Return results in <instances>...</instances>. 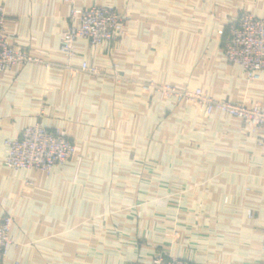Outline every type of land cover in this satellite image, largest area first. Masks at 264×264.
<instances>
[{
  "label": "crops",
  "instance_id": "1",
  "mask_svg": "<svg viewBox=\"0 0 264 264\" xmlns=\"http://www.w3.org/2000/svg\"><path fill=\"white\" fill-rule=\"evenodd\" d=\"M0 3L7 39L41 60L0 73V215L14 219L3 264H147L158 248L192 264H264L259 133L220 111L164 107L115 77L161 81L165 51L177 50L189 63L186 78L177 80L184 88L264 106V72L248 81L223 55L228 23L242 11L264 18V0H74L81 8L113 6L128 18L124 34L109 43L93 48L78 39L69 65L60 53L69 3ZM83 62L99 73L80 70ZM168 117L172 133L165 136ZM37 120L72 139L77 153L49 174L14 175L3 164L4 141ZM165 174L177 179L172 186L207 193L203 215L178 216L185 225L176 243L168 234L176 216H153L151 234L146 211L119 212L163 186ZM108 175H116L112 190ZM25 177L35 182L27 189Z\"/></svg>",
  "mask_w": 264,
  "mask_h": 264
},
{
  "label": "built area",
  "instance_id": "2",
  "mask_svg": "<svg viewBox=\"0 0 264 264\" xmlns=\"http://www.w3.org/2000/svg\"><path fill=\"white\" fill-rule=\"evenodd\" d=\"M71 5L69 24L60 40V53L63 63L69 65L77 55L75 42L87 40L91 47L109 43L125 32L124 17L113 6L96 4L87 8L75 6L74 0H63ZM5 11L0 3V73L18 64L40 63L25 50L10 42L4 34ZM225 59L240 66L248 81H259L264 72V18L242 11L227 25V39L223 45ZM52 63H46L51 67ZM79 69L94 75L96 67L83 62ZM146 87V88H145ZM146 91L157 89L161 94L175 95L181 102L195 106L203 115L215 111L226 113L240 120L246 127L258 132L260 145L264 146V106L246 100L229 102L215 98L202 88L176 90L171 86L163 88L153 84L144 86ZM77 153L75 142L58 130L48 129L41 120L22 128L19 135L4 141V166L14 175L22 170H35L49 174L54 166L63 165ZM34 181L25 177L22 181L27 189ZM26 192V191H25ZM250 216V211H248ZM14 219L10 214L0 215V264L8 254L9 246L14 244L10 235ZM178 235V232H177ZM17 264V262H16ZM147 264H192L176 256L159 254Z\"/></svg>",
  "mask_w": 264,
  "mask_h": 264
},
{
  "label": "rangeland",
  "instance_id": "3",
  "mask_svg": "<svg viewBox=\"0 0 264 264\" xmlns=\"http://www.w3.org/2000/svg\"><path fill=\"white\" fill-rule=\"evenodd\" d=\"M120 13L124 17L128 18L127 16L124 15L123 12H120ZM172 51L173 50L165 51L166 56L164 57V62L161 63L163 67V69H161V75L163 76V79L161 81L152 80V79L150 80V79H137V78H125V77L122 79L121 77H118V76H115V77L117 78V80L131 82L142 93H148L152 95L151 98L153 97L158 98L159 101L163 102L164 107H167V106L171 107L175 104L184 106L186 108L188 105L193 106L192 104L188 102L179 101L175 95H172L170 93L161 94V91L157 89H153L148 92L143 88V85L148 86V85L153 84L155 86H159L163 88H168V86H171L172 88H175L178 91L187 89L181 86V84H179L177 80H183L184 78H186V76L189 73L187 71L189 63L183 59V56L180 53H178L177 50H175L174 52ZM168 119H169V122H165L164 124L165 125L164 130L166 131V133L164 134L165 136L166 134L172 133V124H173L172 122L173 121L171 120H173V118L168 117ZM167 176L168 175L165 174L162 178L163 183H164L163 186L160 185L158 189H151L146 193L142 192L140 196L136 197L137 200L135 201V203L132 204L131 207L119 208L121 209L119 212L122 214L125 212L127 214L139 216L143 214V211H146L147 212L146 220H147L148 226L150 225L151 234L153 232L154 222L156 221L153 218V216L155 218L159 217V219L162 217L169 218L172 215L176 216L173 218L171 222V229H170L171 232L168 233L170 236L169 237L170 241H172L173 243H176L179 238L180 227H184L185 225L183 221L179 220L178 216L182 215V216H185L184 220L186 219L191 220V217L193 216L201 215V214L203 215V211H204L203 201L205 200V196L207 193H203L204 190L195 191L185 186H183V188L172 186L171 183L173 181H176L177 179L171 178V181H168L169 179ZM116 181H117L116 175L107 176V182H108L107 186L110 188V190L114 189L113 184H115L114 182ZM143 182H146V181L144 180ZM147 183H149V179L147 180ZM126 193L136 194V192H126ZM139 200H141V203H139L140 202ZM139 204H142V205L140 206ZM140 207L143 208L142 211L140 210ZM199 224H202V223L201 222L195 223V225H199ZM177 232L179 233L178 235H177ZM159 254H168V252L160 250L158 248L153 258ZM181 259H184V258H181ZM184 260H187V259H184Z\"/></svg>",
  "mask_w": 264,
  "mask_h": 264
}]
</instances>
